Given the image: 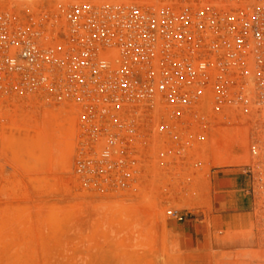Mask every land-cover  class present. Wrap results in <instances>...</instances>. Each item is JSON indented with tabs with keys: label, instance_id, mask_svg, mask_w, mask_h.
Segmentation results:
<instances>
[{
	"label": "built area",
	"instance_id": "built-area-1",
	"mask_svg": "<svg viewBox=\"0 0 264 264\" xmlns=\"http://www.w3.org/2000/svg\"><path fill=\"white\" fill-rule=\"evenodd\" d=\"M0 99L53 106L77 173L135 185L208 121L264 119V0H0Z\"/></svg>",
	"mask_w": 264,
	"mask_h": 264
},
{
	"label": "rangeland",
	"instance_id": "rangeland-1",
	"mask_svg": "<svg viewBox=\"0 0 264 264\" xmlns=\"http://www.w3.org/2000/svg\"><path fill=\"white\" fill-rule=\"evenodd\" d=\"M262 120L208 121L185 154L146 157L137 184L115 187L76 172L78 141L53 106L0 99V264H264ZM233 177L245 183L236 197L254 203L250 229L210 219L215 180ZM170 208L191 216L178 222ZM192 220L217 243L186 245L173 224Z\"/></svg>",
	"mask_w": 264,
	"mask_h": 264
},
{
	"label": "crops",
	"instance_id": "crops-1",
	"mask_svg": "<svg viewBox=\"0 0 264 264\" xmlns=\"http://www.w3.org/2000/svg\"><path fill=\"white\" fill-rule=\"evenodd\" d=\"M232 172L227 170L225 173L229 174ZM214 183L216 195L214 196L210 219H220L223 223V228L227 230L250 229L252 224H254V203L247 196L236 197L235 194L237 191L236 187L239 185L244 186L243 180L239 177L218 178ZM173 227L177 236L179 238L182 236L185 239L186 245L191 241L197 243L202 236L205 240L207 235H210L212 242L217 243L214 239L212 228L208 230L205 225H200L193 220L185 223H174ZM204 230L207 233H203Z\"/></svg>",
	"mask_w": 264,
	"mask_h": 264
},
{
	"label": "bare ground",
	"instance_id": "bare-ground-1",
	"mask_svg": "<svg viewBox=\"0 0 264 264\" xmlns=\"http://www.w3.org/2000/svg\"><path fill=\"white\" fill-rule=\"evenodd\" d=\"M33 262V261H32Z\"/></svg>",
	"mask_w": 264,
	"mask_h": 264
}]
</instances>
